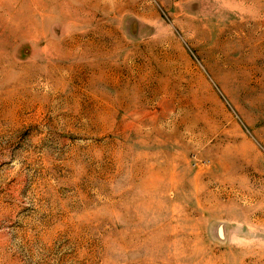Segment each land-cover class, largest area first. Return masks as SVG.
I'll return each mask as SVG.
<instances>
[{
	"label": "rangeland",
	"instance_id": "rangeland-1",
	"mask_svg": "<svg viewBox=\"0 0 264 264\" xmlns=\"http://www.w3.org/2000/svg\"><path fill=\"white\" fill-rule=\"evenodd\" d=\"M0 264H264V0H0Z\"/></svg>",
	"mask_w": 264,
	"mask_h": 264
}]
</instances>
